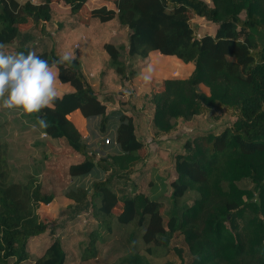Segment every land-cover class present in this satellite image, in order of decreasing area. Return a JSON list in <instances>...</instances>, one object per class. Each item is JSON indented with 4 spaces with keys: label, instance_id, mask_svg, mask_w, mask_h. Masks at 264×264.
I'll return each mask as SVG.
<instances>
[{
    "label": "trees",
    "instance_id": "1",
    "mask_svg": "<svg viewBox=\"0 0 264 264\" xmlns=\"http://www.w3.org/2000/svg\"><path fill=\"white\" fill-rule=\"evenodd\" d=\"M52 1L0 0V43H15L17 52L25 54L35 51L49 63L58 60L56 44L38 26V22L53 25L57 13ZM62 1L80 20L79 12L88 0ZM104 1L113 7L105 2L95 7L90 23L84 24L91 29V38L101 37L111 24L126 35L127 43L122 60L119 48L100 40L103 73L110 69L122 80H131L137 73L131 62L146 60L156 51L196 69L184 96L180 95L182 106L173 96V82L168 81L166 105L141 94L132 96L125 111L111 113L80 66H59L60 82L69 83L74 92L62 95L54 110L35 115L47 119L50 126L44 133L60 141L58 152L72 159L61 190L74 202L67 211L73 217L92 212L99 221L89 234V258L96 257L97 244L105 241L102 231L111 233L116 219L131 227L134 236L140 235L147 255L154 259L174 250L181 264H264V0H212L214 6L206 0ZM198 18L216 31L201 35ZM31 21L34 25L29 29L20 28ZM200 79L211 87V96L199 93ZM75 112L86 121L100 119L103 133L115 129L113 142L120 148L115 157L90 150L69 118ZM172 118L181 124L191 118L196 130L175 155L176 177L169 185L171 208L165 225L160 196L138 193L136 180L158 161L153 157L147 165L138 155L147 128L154 135H173L177 131L168 127ZM8 151L9 144L0 139V264L28 261L34 239L46 234L51 240L41 248L35 264H66L67 253L55 234L59 224H46L37 213L41 204H51L57 197L56 186L48 191V178L39 181L33 176L26 183L12 182ZM88 177L94 178L91 186H71ZM167 181L159 171L155 192L166 190ZM119 205L122 211L117 214ZM121 264L154 263L135 253Z\"/></svg>",
    "mask_w": 264,
    "mask_h": 264
},
{
    "label": "rangeland",
    "instance_id": "2",
    "mask_svg": "<svg viewBox=\"0 0 264 264\" xmlns=\"http://www.w3.org/2000/svg\"><path fill=\"white\" fill-rule=\"evenodd\" d=\"M18 1L20 3L31 1L37 4L41 0ZM206 1L214 6L212 0ZM104 2V0H88L79 12L81 19L78 20L77 17L71 15L70 6L62 0H53V7L57 12L53 25L38 22V26L46 29L49 36H51L52 44H56L54 48H57L61 55L64 53L61 52L63 47L71 50L75 56L72 63H76L87 74L89 82L100 98L107 103L111 113L120 110L125 111L126 108H129V105H132V96L141 94H148L151 98L155 97L159 102H162V105H166L169 100L166 84L168 81L173 82V96L176 102H180L182 100L180 95L184 96L183 90L187 88L188 81L196 69L194 64H186L175 57L165 56L156 51L146 60L136 58L131 62V67L137 72L136 77L131 80H122L110 69L103 73L104 53L100 49V40L110 42L119 48L122 60L125 58L124 46L127 43L126 35L117 33L111 24L108 25L106 31L102 32L101 37L96 35L92 37L94 39L91 38V29L86 28L84 24L90 23L91 11L95 7L104 4ZM105 3L113 7L112 3ZM242 16L245 17L244 12ZM195 22L201 35L212 34L216 31L215 26L203 19L198 18ZM33 25V21H31L29 25L20 26V28L27 30ZM72 25L75 27L73 28ZM59 33H61L60 36ZM5 46L6 51L17 52L15 43ZM91 46L95 53V59L91 64L87 63L88 66H85L86 58L82 55L88 53L87 47L90 48ZM198 91L208 96L213 93L211 87L202 79L198 82ZM179 105L182 106V101ZM74 120L83 141L92 152L103 150L104 153L113 155L109 159L115 157L114 155L120 148L114 143L105 144L108 137L112 140L116 139L114 128L107 133H103L100 130V119L84 121L81 120V117L80 119L75 117ZM33 125L36 127L33 128ZM116 126L114 125L115 128ZM168 127L175 129V132H177L173 135L167 133L154 135L147 128L145 145L138 151V155L147 165L153 162L151 160L154 158L158 161H154L155 163L151 164L152 167L150 166L149 171L136 180L138 193H144L149 197L160 196L158 201L162 204L161 214L165 225L169 219L167 213L171 208L172 189L169 185L176 177L175 155L187 135L192 132L193 128L196 130L194 121L191 118H187L184 124L172 118L168 120ZM0 139L9 144L8 160L11 167L12 182L26 183L33 176L39 181L48 178V182L45 183L47 190H50L51 187L53 189L57 188L55 190L57 197L51 204H41L37 213L44 223L51 226L59 224L55 234L62 241L63 248L67 253L66 264H121L123 258L135 253L146 257L154 264H181V259L174 250H171L165 258L154 259L148 256L146 246L140 235L134 236L131 227L120 225L116 219L113 222L111 233L107 230L102 231L105 241L97 244L98 254L96 257L89 258L91 252L89 234L97 228L99 221L92 212L73 217L72 213L67 211L68 207L72 206L74 202L61 195V190L65 183L64 174L72 159H69L68 156H62L58 152V150H61L60 141L51 139L44 133V129H41L38 125L35 114L24 116L16 111L3 108H0ZM101 142L106 145L103 149L101 148ZM148 154H154L155 156H148ZM51 158H55L52 163H50L51 160H48ZM160 161H162L161 166H159ZM159 171L168 178L167 189L155 192ZM53 176L56 179L52 182L50 180ZM93 182L94 178L88 177L72 182L71 186L84 184L89 187ZM245 184L242 183V186ZM121 211L122 205H119L115 209V213L118 214ZM50 240V234L34 239L33 253L28 261L20 264H35L41 248ZM15 261V259H11L7 264H19Z\"/></svg>",
    "mask_w": 264,
    "mask_h": 264
},
{
    "label": "clouds",
    "instance_id": "3",
    "mask_svg": "<svg viewBox=\"0 0 264 264\" xmlns=\"http://www.w3.org/2000/svg\"><path fill=\"white\" fill-rule=\"evenodd\" d=\"M0 43V108L20 115L38 114L44 109L54 110L60 99L57 90L59 66L71 64L74 56L64 52L58 60L49 63L35 51L8 52ZM38 125L47 129L46 118L39 117ZM36 126L33 125V128Z\"/></svg>",
    "mask_w": 264,
    "mask_h": 264
},
{
    "label": "crops",
    "instance_id": "4",
    "mask_svg": "<svg viewBox=\"0 0 264 264\" xmlns=\"http://www.w3.org/2000/svg\"><path fill=\"white\" fill-rule=\"evenodd\" d=\"M107 6H109L108 4H106ZM57 13V12H56ZM90 49H91V51H90ZM70 52V53H72L71 52V50H68V48H65L64 49V47H63V50H61V52ZM87 51H88V53H86L85 55H82V57H85L86 58V62H85V66H88L87 65V63H89V64H91L93 61H94V50H93V47L91 46L90 48L89 47H87ZM73 54V53H72ZM73 56H74V54H73ZM75 57V56H74ZM57 90H58V93H59V95H60V97L62 96V95H64V94H67V93H72V92H74V88L69 84V83H66V84H63V83H61L60 82V80L58 79V82H57ZM75 117H79V119H80V117H81V120L83 119L84 121H86L81 115H80V113L79 112H75L74 114H72L71 116H69V118L75 123V120H74V118ZM76 125V124H75ZM101 144V148L103 149V148H105V145H104V142L102 143H100Z\"/></svg>",
    "mask_w": 264,
    "mask_h": 264
},
{
    "label": "built area",
    "instance_id": "5",
    "mask_svg": "<svg viewBox=\"0 0 264 264\" xmlns=\"http://www.w3.org/2000/svg\"><path fill=\"white\" fill-rule=\"evenodd\" d=\"M110 143H114L113 140L110 137L106 138L105 144H110ZM114 145H115V143H114Z\"/></svg>",
    "mask_w": 264,
    "mask_h": 264
},
{
    "label": "water",
    "instance_id": "6",
    "mask_svg": "<svg viewBox=\"0 0 264 264\" xmlns=\"http://www.w3.org/2000/svg\"><path fill=\"white\" fill-rule=\"evenodd\" d=\"M36 20L38 21L39 19H38V18H36Z\"/></svg>",
    "mask_w": 264,
    "mask_h": 264
}]
</instances>
